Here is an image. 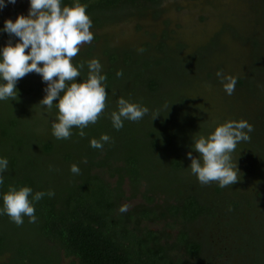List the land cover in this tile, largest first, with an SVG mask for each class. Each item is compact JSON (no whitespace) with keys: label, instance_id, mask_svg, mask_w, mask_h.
Segmentation results:
<instances>
[{"label":"trees","instance_id":"16d2710c","mask_svg":"<svg viewBox=\"0 0 264 264\" xmlns=\"http://www.w3.org/2000/svg\"><path fill=\"white\" fill-rule=\"evenodd\" d=\"M166 1L78 0L87 5L94 39L72 60L77 68L84 65L76 80H86L88 62L99 59L107 91L105 110L83 129L84 137L78 128L69 139L53 136L58 109L55 103L51 112L39 105L47 87L40 74L17 82V99L0 100V158L8 160L0 209L10 186L31 187L32 195L55 193L33 201L35 223L25 216L28 224L18 226L7 214L0 215V264H63L64 258L66 264H264V118L255 117L250 141L238 144L232 154L240 170L237 183L202 185L191 173L188 157L191 152L199 158L192 147L196 138L228 121L203 109V96L211 89L215 95L226 94L216 74L228 75V67L215 58L216 52L211 54L219 37L227 32L239 41L236 47L246 61L235 76L234 93L227 95L231 105L264 101V44L253 30L244 35L239 23L230 21L234 10L228 7L217 17L220 27L211 36L195 39L190 24L179 33L168 28L166 18L165 30L150 33L141 20L161 19ZM173 1L177 10L182 7L181 1ZM245 1L249 13L244 10L240 17L252 14L263 25L264 0ZM17 2L14 8L30 0ZM75 2L61 0L62 6ZM131 19L137 20V31L145 29L147 39L113 44L107 27ZM4 21L0 17V48L18 40L2 31ZM206 31L201 29V36ZM118 71L123 75L118 77ZM121 97L149 111L139 121L124 120L117 130L111 113L118 111ZM102 134L111 140L93 149L90 141ZM72 164L80 174L71 172ZM140 191L141 203H126ZM125 204L129 209L122 213Z\"/></svg>","mask_w":264,"mask_h":264},{"label":"clouds","instance_id":"9594fccd","mask_svg":"<svg viewBox=\"0 0 264 264\" xmlns=\"http://www.w3.org/2000/svg\"><path fill=\"white\" fill-rule=\"evenodd\" d=\"M7 2L15 4L16 0ZM5 6V0H0V9ZM86 8L87 5L78 0L71 6H62L61 0H30L28 14H19L15 20L6 19L2 29L9 37L14 36L18 40L12 43L10 39L0 48V81H3L0 83V100L17 99V82L30 73L40 74L47 87L44 90L46 95L39 105L51 112L55 103L58 115L52 124V134L57 139H69L73 128L80 129L78 134L84 137L86 133L83 129L95 124L106 107L107 91L103 86L106 77L101 74L103 66L99 59L88 62V77L80 82L76 78L81 76L80 69L84 65L77 68L72 63L81 47L91 44L94 39L90 31L92 20ZM116 75L119 77L123 73L118 71ZM216 75L221 78L225 92L232 95L237 78L221 71ZM148 111L147 107L121 97L118 100V111L111 113L112 125L119 130L124 120L139 121ZM253 131L254 126L247 120H228L218 124L206 137L201 135L196 138L192 147L199 158L188 153L191 173L202 185L215 182L221 188H226L237 183L241 178L240 170L237 158L233 162L232 154L238 144L250 141V133ZM110 140L109 135L102 134L99 140L92 139L90 146L102 149L103 144ZM83 162L87 163L86 159ZM7 169L8 160L0 158V185L4 183L3 173ZM70 170L73 174H80L76 164H72ZM32 191L28 186L19 189L10 186L3 194L0 215L7 214L18 226L23 224L25 216L30 223H35L37 217L33 201L38 202L45 195L53 197L55 193L52 190L47 193L37 191L32 195ZM128 209L129 205L125 204L119 210L124 213Z\"/></svg>","mask_w":264,"mask_h":264},{"label":"rangeland","instance_id":"374dc122","mask_svg":"<svg viewBox=\"0 0 264 264\" xmlns=\"http://www.w3.org/2000/svg\"><path fill=\"white\" fill-rule=\"evenodd\" d=\"M19 1V0H17ZM16 1L15 4H9L6 3V6L3 9H0V17L2 19H12L15 20L19 14L27 15L30 3L23 2L21 4L20 8L14 6L18 4ZM177 1V0H175ZM181 1V8L177 10L176 7H174V1L167 0L165 2L166 5V11L163 14V17L159 20H153L152 18H147L145 20H141V24L143 27H146L150 30V33H153L154 30L158 31L159 33L166 29V27L162 24L163 19L166 18V20H170V23L168 25L169 29H175L177 28L179 33L183 32V27L187 24H190L189 26V34L192 32L195 33L196 37L195 39H202L205 36H211L213 32H215L219 27L221 21L217 22V17L219 14L225 9V7H228V11H234L233 14H231L230 21L232 20V23L235 24L236 22L239 23L238 26L242 27L244 30V35L247 31L252 33V30L254 31L255 36H259L258 40L261 43L264 44V23L259 24L257 21L253 19H257L256 16H253L252 14L247 17H240L242 14H244V10L247 11L246 8L243 7V2L245 0H234L236 4L234 5L233 0H178V2ZM167 2H170V4H166ZM248 2V1H245ZM226 8V9H228ZM224 12V11H223ZM249 13V10L247 11ZM228 15V14H226ZM228 18V16L226 17ZM240 19L242 21H240ZM227 20V19H225ZM137 20L131 19L130 21H120L117 24H114L112 26L107 27L108 32L114 37L112 40L113 44L123 43L126 41V39L133 38L135 40H139L140 42L145 41L146 35L144 34L145 29L137 31L135 28V25ZM263 26V27H262ZM205 28L206 35L201 36L202 32L201 29ZM182 31V32H181ZM188 32V28H186L185 33ZM247 32V33H249ZM142 35V36H141ZM219 47H215L216 49L211 52L215 54V58L219 59L220 61L223 60L225 62V66L228 67L227 74L231 76L239 75V73H242L244 70V65L246 63L244 52L241 49V47H236V45H239V41L232 40L231 36L225 32L224 35H221L219 37ZM262 41V42H261ZM188 43L189 40H186ZM207 43V42H206ZM203 43V44H206ZM202 44V45H203ZM86 45V44H85ZM84 45V46H85ZM83 46V47H84ZM262 46V45H261ZM81 47V49L83 48ZM213 47H209V49H212ZM239 48V49H238ZM264 48V46H262ZM213 50V49H212ZM186 51L189 52V48H186ZM221 58V59H220ZM224 90V87H222ZM212 90V89H211ZM207 92L204 94V106L203 109L207 113H213L209 116H213L212 118L222 117L226 118L227 120H247L249 123H251L253 126L256 125L255 117L262 116L264 118V101L261 103H254V101L251 99V101L248 100V102H243L241 105H231L228 94L224 95H215V91ZM251 103V104H249ZM218 104V106H217ZM230 106L231 110L228 109ZM52 189V188H51ZM142 191L133 198V200H129L126 202L130 205H135L136 203H141V196ZM128 195V194H127ZM144 202V201H143ZM25 220V219H24ZM28 224L27 222H23V225ZM162 224L154 226L153 228H161ZM174 233V231H172ZM3 260V259H1ZM0 260V261H1ZM68 259H63V264H66Z\"/></svg>","mask_w":264,"mask_h":264},{"label":"flooded vegetation","instance_id":"af4514ba","mask_svg":"<svg viewBox=\"0 0 264 264\" xmlns=\"http://www.w3.org/2000/svg\"><path fill=\"white\" fill-rule=\"evenodd\" d=\"M63 260V259H62Z\"/></svg>","mask_w":264,"mask_h":264}]
</instances>
